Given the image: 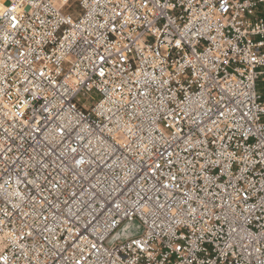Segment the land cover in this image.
I'll return each mask as SVG.
<instances>
[{
    "label": "built area",
    "instance_id": "1",
    "mask_svg": "<svg viewBox=\"0 0 264 264\" xmlns=\"http://www.w3.org/2000/svg\"><path fill=\"white\" fill-rule=\"evenodd\" d=\"M261 77L264 0H0V264H264Z\"/></svg>",
    "mask_w": 264,
    "mask_h": 264
},
{
    "label": "rangeland",
    "instance_id": "2",
    "mask_svg": "<svg viewBox=\"0 0 264 264\" xmlns=\"http://www.w3.org/2000/svg\"><path fill=\"white\" fill-rule=\"evenodd\" d=\"M258 89L262 93L263 98H264V77H261L259 82H258ZM83 100H86L88 104H93L97 99H98V94L95 92L89 93L85 95ZM138 225L139 223L134 221V222H124L117 230L118 235H122L124 233H127L129 235H134L138 232Z\"/></svg>",
    "mask_w": 264,
    "mask_h": 264
},
{
    "label": "water",
    "instance_id": "3",
    "mask_svg": "<svg viewBox=\"0 0 264 264\" xmlns=\"http://www.w3.org/2000/svg\"><path fill=\"white\" fill-rule=\"evenodd\" d=\"M131 223H132V222H131ZM140 232H141V227H140V225H138V232H137L136 234H134V235H129V234H127V233H124V234H122V235H118V232H117V233L114 235V237L112 238V240H115V239H121V240H123V239H125V238L130 237V236L138 235Z\"/></svg>",
    "mask_w": 264,
    "mask_h": 264
}]
</instances>
